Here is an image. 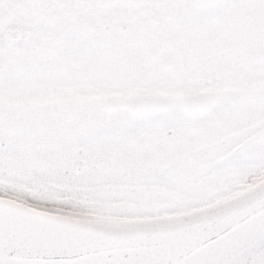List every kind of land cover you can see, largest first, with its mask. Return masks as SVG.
Returning <instances> with one entry per match:
<instances>
[{"label":"snow or ice","instance_id":"snow-or-ice-1","mask_svg":"<svg viewBox=\"0 0 264 264\" xmlns=\"http://www.w3.org/2000/svg\"><path fill=\"white\" fill-rule=\"evenodd\" d=\"M0 264H264V0H0Z\"/></svg>","mask_w":264,"mask_h":264}]
</instances>
